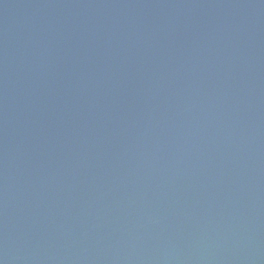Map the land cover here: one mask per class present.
Wrapping results in <instances>:
<instances>
[{
    "label": "water",
    "instance_id": "95a60500",
    "mask_svg": "<svg viewBox=\"0 0 264 264\" xmlns=\"http://www.w3.org/2000/svg\"><path fill=\"white\" fill-rule=\"evenodd\" d=\"M0 264H264V0H0Z\"/></svg>",
    "mask_w": 264,
    "mask_h": 264
}]
</instances>
